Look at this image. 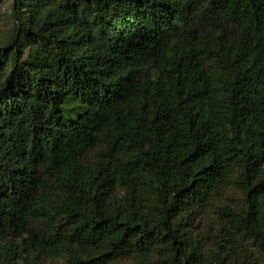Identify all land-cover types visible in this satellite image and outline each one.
Returning a JSON list of instances; mask_svg holds the SVG:
<instances>
[{
  "label": "trees",
  "instance_id": "16d2710c",
  "mask_svg": "<svg viewBox=\"0 0 264 264\" xmlns=\"http://www.w3.org/2000/svg\"><path fill=\"white\" fill-rule=\"evenodd\" d=\"M12 1L0 264H264V0Z\"/></svg>",
  "mask_w": 264,
  "mask_h": 264
},
{
  "label": "rangeland",
  "instance_id": "374dc122",
  "mask_svg": "<svg viewBox=\"0 0 264 264\" xmlns=\"http://www.w3.org/2000/svg\"><path fill=\"white\" fill-rule=\"evenodd\" d=\"M12 0H1V16H0V42L4 41L12 32L13 18L11 15L12 11ZM242 195L237 189L231 188L227 197L223 198L221 204H228L232 207H240L242 205ZM214 218L212 213H209V221ZM16 264H21L20 262Z\"/></svg>",
  "mask_w": 264,
  "mask_h": 264
}]
</instances>
